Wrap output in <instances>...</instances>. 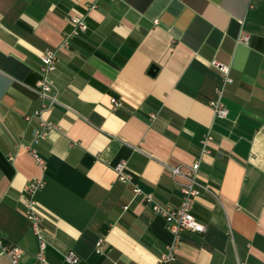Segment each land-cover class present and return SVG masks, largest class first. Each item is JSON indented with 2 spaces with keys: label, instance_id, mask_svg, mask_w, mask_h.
<instances>
[{
  "label": "crops",
  "instance_id": "crops-1",
  "mask_svg": "<svg viewBox=\"0 0 264 264\" xmlns=\"http://www.w3.org/2000/svg\"><path fill=\"white\" fill-rule=\"evenodd\" d=\"M71 16L87 28L57 50L41 166L25 147L39 55ZM194 162L191 212L205 230L180 233L172 264H264V0H0V236L25 264L38 247L20 198L31 179L43 180L47 264H70L68 250L75 264H157L172 235L152 204L177 203L186 178L168 168Z\"/></svg>",
  "mask_w": 264,
  "mask_h": 264
},
{
  "label": "built area",
  "instance_id": "built-area-1",
  "mask_svg": "<svg viewBox=\"0 0 264 264\" xmlns=\"http://www.w3.org/2000/svg\"><path fill=\"white\" fill-rule=\"evenodd\" d=\"M69 29L63 32L62 40L57 46V48L44 49L39 55L40 67H39V79L36 82L33 90L38 94L40 104L39 107L34 111L33 116L38 118V127L34 129V134L31 141L26 144V148L33 157L35 163L43 166V160L38 155L35 145L38 141L46 136L51 128L55 127L54 122L44 117V112L50 110L53 105L58 103L57 94L58 88L56 87L53 80L50 78V73L54 70L57 61V50L61 47H66L69 45L70 39L85 31L87 28L85 16H71L68 18ZM248 34L241 32L238 34L236 40L237 42L246 43L248 40ZM211 64L215 66L222 75L223 83L230 80L228 76L229 67L226 64H222L216 60H211ZM221 87L217 88L220 92ZM115 105L117 104L114 102ZM214 112L217 116H223L226 109L219 102H212ZM30 115H26L25 119L29 120ZM203 144L210 139V136H203ZM198 162L187 166V168L182 169L181 166H169V171L173 176H184L186 182L181 186V195L177 203H158L153 202L152 210L160 214L165 221L166 229L172 235V241L166 245V249L161 253L157 259V264H172L175 258L176 246L180 243V233L183 230H192L196 232H203L205 230L204 224L199 222L192 214V206L200 190V183L196 179V173L198 168ZM124 163L118 162L115 164L114 169L117 173V177L120 181H129L128 175L123 171ZM43 185V180L39 177L31 179L23 188L21 201L23 204L22 212L31 222V227L34 235L37 238L38 247L33 253L34 264H47L45 261L44 253L46 252V239L45 230L39 225L43 213L40 205L34 198L35 192ZM134 195L142 194L144 198L151 200L152 195L150 193H142L141 189L137 186L133 188ZM125 207V206H124ZM101 238L96 241L95 251L100 252L99 245L101 243ZM3 254L7 257V264H25L22 260L23 250L20 246L9 243L3 240L0 236V255ZM64 260L70 264H75L78 262V257L74 254L72 250L64 255Z\"/></svg>",
  "mask_w": 264,
  "mask_h": 264
}]
</instances>
